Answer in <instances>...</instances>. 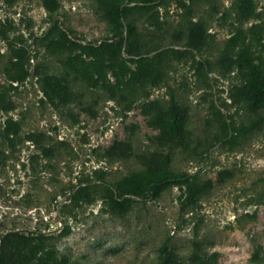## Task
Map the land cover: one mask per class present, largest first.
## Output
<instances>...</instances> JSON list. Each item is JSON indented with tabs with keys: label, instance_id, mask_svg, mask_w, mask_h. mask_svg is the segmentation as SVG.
I'll return each mask as SVG.
<instances>
[{
	"label": "rangeland",
	"instance_id": "obj_1",
	"mask_svg": "<svg viewBox=\"0 0 264 264\" xmlns=\"http://www.w3.org/2000/svg\"><path fill=\"white\" fill-rule=\"evenodd\" d=\"M44 1L0 0V237L42 239L27 264H264V107L250 111L245 94L264 75V0L134 10L142 55L126 51L102 0ZM154 101L185 108L171 168L195 175L196 201L186 184L120 214L100 192L70 199L81 181L123 180L156 148Z\"/></svg>",
	"mask_w": 264,
	"mask_h": 264
},
{
	"label": "trees",
	"instance_id": "obj_2",
	"mask_svg": "<svg viewBox=\"0 0 264 264\" xmlns=\"http://www.w3.org/2000/svg\"><path fill=\"white\" fill-rule=\"evenodd\" d=\"M162 0H102L107 15L110 29L120 35L121 44L126 51L132 54L142 55L146 48L140 41L136 24L128 20V16L134 10H146L157 6ZM49 10L56 8V4L50 5L49 0L44 1ZM6 36V35H5ZM7 38V36L5 37ZM16 70L10 79L22 82L28 76L25 66L24 52L18 48L13 51ZM204 63L202 66H207ZM247 106L252 112H259L264 107V75H255L249 87L246 89ZM7 94L0 90V109L5 107ZM154 112L151 115V123L158 129L157 146L147 153L139 156L140 165L133 169L121 181L102 180L97 184L93 181H81L69 197L74 201L92 200V192H100L108 206L116 213H122L133 206L135 202H147L157 198L161 191L172 185L186 184V197L190 202H195L200 188L194 180V174L188 172H176L171 168L176 145L184 140L183 122L185 108L171 101L167 106L159 101L153 103ZM263 116L254 119L249 126L239 127L230 124L225 125L219 137L224 140L233 131H247L256 127ZM113 151L124 153L121 144H113ZM45 249L42 239L32 232L25 233L21 230H10L0 237V264H27L34 260Z\"/></svg>",
	"mask_w": 264,
	"mask_h": 264
}]
</instances>
